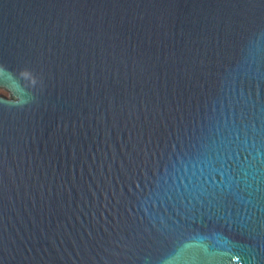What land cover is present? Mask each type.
Listing matches in <instances>:
<instances>
[{"label":"water","instance_id":"1","mask_svg":"<svg viewBox=\"0 0 264 264\" xmlns=\"http://www.w3.org/2000/svg\"><path fill=\"white\" fill-rule=\"evenodd\" d=\"M5 74L0 264H264V0H0Z\"/></svg>","mask_w":264,"mask_h":264},{"label":"snow or ice","instance_id":"2","mask_svg":"<svg viewBox=\"0 0 264 264\" xmlns=\"http://www.w3.org/2000/svg\"><path fill=\"white\" fill-rule=\"evenodd\" d=\"M6 84H8L7 74L0 76V86H5Z\"/></svg>","mask_w":264,"mask_h":264},{"label":"rangeland","instance_id":"3","mask_svg":"<svg viewBox=\"0 0 264 264\" xmlns=\"http://www.w3.org/2000/svg\"><path fill=\"white\" fill-rule=\"evenodd\" d=\"M5 92H6V91L0 89V94H3V95H5V96H8V93L6 92V93H7V94H6Z\"/></svg>","mask_w":264,"mask_h":264},{"label":"clouds","instance_id":"4","mask_svg":"<svg viewBox=\"0 0 264 264\" xmlns=\"http://www.w3.org/2000/svg\"><path fill=\"white\" fill-rule=\"evenodd\" d=\"M23 71H28V70H22L21 72H23ZM32 75H33V74H32ZM36 83H37V80H36V78H35V80L33 81V85L35 86ZM10 102H11V101H10Z\"/></svg>","mask_w":264,"mask_h":264},{"label":"trees","instance_id":"5","mask_svg":"<svg viewBox=\"0 0 264 264\" xmlns=\"http://www.w3.org/2000/svg\"><path fill=\"white\" fill-rule=\"evenodd\" d=\"M6 93V92H5ZM7 94V93H6Z\"/></svg>","mask_w":264,"mask_h":264}]
</instances>
